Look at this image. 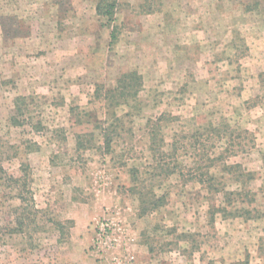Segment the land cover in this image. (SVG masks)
Instances as JSON below:
<instances>
[{
	"label": "rangeland",
	"instance_id": "rangeland-1",
	"mask_svg": "<svg viewBox=\"0 0 264 264\" xmlns=\"http://www.w3.org/2000/svg\"><path fill=\"white\" fill-rule=\"evenodd\" d=\"M97 1L0 0V264H264V0Z\"/></svg>",
	"mask_w": 264,
	"mask_h": 264
},
{
	"label": "trees",
	"instance_id": "trees-1",
	"mask_svg": "<svg viewBox=\"0 0 264 264\" xmlns=\"http://www.w3.org/2000/svg\"><path fill=\"white\" fill-rule=\"evenodd\" d=\"M98 0L95 6L96 12L98 14H104L107 16H111L114 14L115 3L117 0ZM141 86V76L136 71L125 72L122 73L116 80V87L113 89H108L107 93L115 97L118 95L122 99H126L130 95H135L138 92V88ZM112 93V94H111ZM14 120V118H12ZM107 143V142H106ZM23 171V169H22ZM18 180V179H17ZM21 197V196H19ZM22 201L24 198H20ZM159 198L156 199V203L154 204L157 206ZM234 264H249V259L247 255L245 256L243 261L236 262Z\"/></svg>",
	"mask_w": 264,
	"mask_h": 264
},
{
	"label": "built area",
	"instance_id": "built-area-1",
	"mask_svg": "<svg viewBox=\"0 0 264 264\" xmlns=\"http://www.w3.org/2000/svg\"><path fill=\"white\" fill-rule=\"evenodd\" d=\"M96 229H97V236L95 246L98 249L104 247L105 244L109 243L110 241L114 240L112 237L113 234V222L109 218H103L102 220L98 221Z\"/></svg>",
	"mask_w": 264,
	"mask_h": 264
}]
</instances>
